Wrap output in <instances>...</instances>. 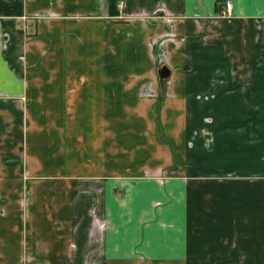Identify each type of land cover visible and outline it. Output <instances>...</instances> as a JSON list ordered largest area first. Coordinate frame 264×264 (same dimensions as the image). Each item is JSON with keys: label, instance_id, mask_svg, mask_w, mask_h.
<instances>
[{"label": "crops", "instance_id": "0c3cea01", "mask_svg": "<svg viewBox=\"0 0 264 264\" xmlns=\"http://www.w3.org/2000/svg\"><path fill=\"white\" fill-rule=\"evenodd\" d=\"M231 1L0 0V264H264V0Z\"/></svg>", "mask_w": 264, "mask_h": 264}, {"label": "rangeland", "instance_id": "374dc122", "mask_svg": "<svg viewBox=\"0 0 264 264\" xmlns=\"http://www.w3.org/2000/svg\"><path fill=\"white\" fill-rule=\"evenodd\" d=\"M121 4V0H117L116 4L117 5V16L122 18L123 20H133L134 14L132 12L129 11L128 9V5L124 8H121L120 6ZM222 15L226 16V15H231V13L228 12L227 7L224 8V10L221 12ZM98 64H86L85 68H81V73H86L89 76H93V71L95 70V66ZM228 65V64H226ZM230 65V64H229ZM253 69H252V74L251 77H254L257 73V68H258V76L264 78V64H253ZM233 72L236 73V75L233 74ZM158 75V74H157ZM231 75L232 76H237L239 75V71L238 70H231ZM172 76H174V73L172 72V69L169 68V65H164L162 64L159 67V77H165V78H172ZM204 100V99H203ZM207 100H204L203 102H206ZM256 102H254L255 105ZM261 103H264L261 101ZM257 105H261L258 104ZM259 108V106H258ZM262 109H264V107H261ZM203 121H205V124H208L209 122L212 121V118L206 117ZM204 132L206 131L205 129H203ZM204 134H209L208 132L204 133ZM264 140V138H263ZM261 140L259 139V142ZM258 142V144H260ZM260 146H262L263 148H259L258 150H256L257 152V156H256V161L259 162V164L264 163V141L262 142V145L260 144ZM163 169L162 168H157L156 170H151L149 173H151V175L158 177V176H162L163 174ZM147 173V172H146Z\"/></svg>", "mask_w": 264, "mask_h": 264}, {"label": "built area", "instance_id": "2783aa9c", "mask_svg": "<svg viewBox=\"0 0 264 264\" xmlns=\"http://www.w3.org/2000/svg\"><path fill=\"white\" fill-rule=\"evenodd\" d=\"M128 5V1L127 0H121V8H124ZM225 6L227 7V10L229 13H232V7H233V3L231 0H226L225 1ZM39 14H36L35 16H38Z\"/></svg>", "mask_w": 264, "mask_h": 264}, {"label": "trees", "instance_id": "16d2710c", "mask_svg": "<svg viewBox=\"0 0 264 264\" xmlns=\"http://www.w3.org/2000/svg\"><path fill=\"white\" fill-rule=\"evenodd\" d=\"M117 0H110V6H114Z\"/></svg>", "mask_w": 264, "mask_h": 264}]
</instances>
